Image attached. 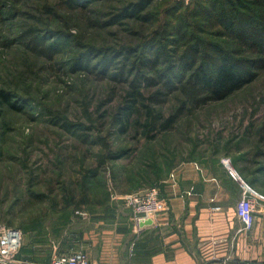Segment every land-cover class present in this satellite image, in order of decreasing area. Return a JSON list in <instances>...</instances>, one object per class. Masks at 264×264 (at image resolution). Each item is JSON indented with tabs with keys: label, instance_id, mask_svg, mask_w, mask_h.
Returning <instances> with one entry per match:
<instances>
[{
	"label": "rangeland",
	"instance_id": "obj_1",
	"mask_svg": "<svg viewBox=\"0 0 264 264\" xmlns=\"http://www.w3.org/2000/svg\"><path fill=\"white\" fill-rule=\"evenodd\" d=\"M136 1L0 0V89L22 108L0 103V229H21L24 242L59 240L83 213H126L123 196L153 187L156 175L145 172L186 160L229 159L239 174L223 164L264 198V30H255L264 22L241 6L264 13V0H231L238 17L229 28L206 13L187 17L198 0H154L143 18L123 17ZM176 16L193 24L189 36L157 44ZM197 47L209 49L201 61L211 70L223 54L249 82L225 97L197 85L179 61ZM136 57L156 62L140 70ZM139 89L124 132L120 117ZM67 191L76 198L61 209Z\"/></svg>",
	"mask_w": 264,
	"mask_h": 264
},
{
	"label": "crops",
	"instance_id": "obj_2",
	"mask_svg": "<svg viewBox=\"0 0 264 264\" xmlns=\"http://www.w3.org/2000/svg\"><path fill=\"white\" fill-rule=\"evenodd\" d=\"M152 186L168 207L140 232L131 210L103 212L111 221L83 213L54 242L30 244L26 235L15 264H49L76 250H84L91 264H264V202L256 207L253 228L243 231L236 214L242 185L221 160L212 166L181 161ZM66 241L72 246L61 252Z\"/></svg>",
	"mask_w": 264,
	"mask_h": 264
},
{
	"label": "trees",
	"instance_id": "obj_3",
	"mask_svg": "<svg viewBox=\"0 0 264 264\" xmlns=\"http://www.w3.org/2000/svg\"><path fill=\"white\" fill-rule=\"evenodd\" d=\"M89 1V0H87ZM154 0H137L134 2L131 7L127 10H124L123 12V17L129 18V19H140L143 18L141 14L145 12L147 9H149L152 5ZM206 2V5L204 3ZM221 3H226V7L224 9H220L219 11H209L208 10V4H214L216 7H220ZM252 4V3H251ZM196 7L190 8L187 7L184 14H186L187 17L190 16H199L203 15L206 13V15L215 16L217 17V21L220 22V25L229 28L230 26H236L237 24V17H238V12L235 10L236 4H234L231 0H198L196 2ZM255 5V4H254ZM242 7H245L248 12H252L253 14H256L259 20L264 22V13L261 11H257L253 6H251L249 3L246 5H242ZM115 16V15H114ZM184 16H176V19L179 21L177 26L171 28H166L165 25H162L163 33L161 35H155L156 39L159 37L157 44H163L165 39H170L169 43L174 44L178 43L181 40L186 39L190 32L191 28L193 26L192 23H189V21L186 18H183ZM261 28L255 29L256 31L264 30V24H261ZM251 29H254L251 27ZM172 31V34H169V32ZM254 34L255 43L253 46L258 44V41H261L263 38H260L257 36L254 31H252ZM29 35L30 32H27ZM230 34V33H228ZM169 37V38H168ZM173 37V38H172ZM173 39V40H172ZM190 42L193 41L189 40ZM197 42V41H196ZM197 44H201L200 42H197ZM260 45V44H258ZM264 46V44L262 45ZM193 51V52H192ZM192 52V54L195 55V58L193 59L192 56L188 57V53ZM220 52V51H219ZM204 54L205 57H208L209 54V49H202L200 47H197L196 49H191L189 48L187 52H182L180 55L179 61L182 62V67L186 68L190 74L189 78L195 80L197 85L203 86L207 91H210L214 94H216L218 97H225L226 95L234 92L235 90L241 88L245 84L249 82V79L247 77V74L242 72L241 70L235 69L232 64L231 60H229L225 55L221 54L219 57V63L217 64V70H211V68L207 65L202 63L201 61V55ZM204 59H207L205 58ZM136 62L139 64L140 70L142 67H149L151 64L155 63L156 61H151V62H140V58L136 57ZM213 62V61H212ZM151 63V64H150ZM198 64V65H197ZM148 69V68H147ZM141 90H134L130 94V98L132 100V104L128 105L125 110L122 112V116L120 117V120L126 121L122 131H127L128 130V124L131 120V117L133 113L137 110L136 104L139 99H141ZM15 96L12 92L8 91L7 89H0V103L7 105V107L10 109H15V110H21V106L16 104L14 102ZM149 122L147 121L145 124V127L149 128ZM170 122L165 125V127H169ZM121 152H117L116 155L120 154ZM234 166L236 169L239 171V167L237 163H234ZM154 172H150L148 174L145 172V177L148 178L150 175H156L155 179L153 180L152 185L159 180L164 174H161L162 169H159L157 166L156 168L152 169ZM147 187L146 185H143L141 188ZM76 195L74 193H71L70 191H67L63 195V201L65 203L64 206H60L61 209H65L67 207H71L70 205L73 203L75 200ZM83 199L79 198L77 205L76 206L78 209L81 208L80 206L83 203ZM55 205V204H54ZM54 208L59 207V206H53ZM69 223V221H68ZM66 224V226L68 225ZM64 228V227H63ZM27 231V230H26Z\"/></svg>",
	"mask_w": 264,
	"mask_h": 264
},
{
	"label": "built area",
	"instance_id": "obj_4",
	"mask_svg": "<svg viewBox=\"0 0 264 264\" xmlns=\"http://www.w3.org/2000/svg\"><path fill=\"white\" fill-rule=\"evenodd\" d=\"M223 163L234 169L229 159H224ZM240 183L242 185V194L236 204V214L242 222V230L249 231L253 228L256 221V207L259 204V199L262 200L264 198L245 181L240 180ZM123 199L126 206L131 209L132 220L137 232L141 231L142 222L148 219L154 221L155 217L168 207L166 200L161 197L160 190L157 187L143 188V190L123 196ZM261 217L264 220V213ZM23 242L24 233L21 229L11 226H5L0 229V263H20L21 260H18L17 255L21 251ZM50 264L91 263L84 250H76L54 256Z\"/></svg>",
	"mask_w": 264,
	"mask_h": 264
},
{
	"label": "water",
	"instance_id": "obj_5",
	"mask_svg": "<svg viewBox=\"0 0 264 264\" xmlns=\"http://www.w3.org/2000/svg\"><path fill=\"white\" fill-rule=\"evenodd\" d=\"M153 223V220L152 219H148V220H145L144 222L141 223L142 226L144 225H149V224H152Z\"/></svg>",
	"mask_w": 264,
	"mask_h": 264
}]
</instances>
